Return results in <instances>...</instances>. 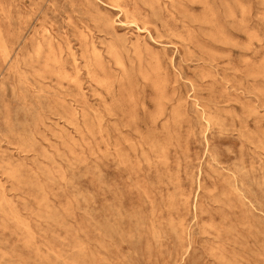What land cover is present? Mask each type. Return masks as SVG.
Returning a JSON list of instances; mask_svg holds the SVG:
<instances>
[{"label": "rangeland", "instance_id": "1", "mask_svg": "<svg viewBox=\"0 0 264 264\" xmlns=\"http://www.w3.org/2000/svg\"><path fill=\"white\" fill-rule=\"evenodd\" d=\"M0 264H264V0H0Z\"/></svg>", "mask_w": 264, "mask_h": 264}, {"label": "bare ground", "instance_id": "2", "mask_svg": "<svg viewBox=\"0 0 264 264\" xmlns=\"http://www.w3.org/2000/svg\"><path fill=\"white\" fill-rule=\"evenodd\" d=\"M163 156H166V152L165 151L163 152Z\"/></svg>", "mask_w": 264, "mask_h": 264}]
</instances>
